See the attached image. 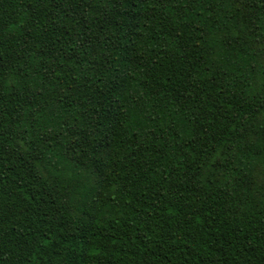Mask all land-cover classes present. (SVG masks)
<instances>
[{"label":"trees","instance_id":"obj_1","mask_svg":"<svg viewBox=\"0 0 264 264\" xmlns=\"http://www.w3.org/2000/svg\"><path fill=\"white\" fill-rule=\"evenodd\" d=\"M0 264H264V0H0Z\"/></svg>","mask_w":264,"mask_h":264}]
</instances>
